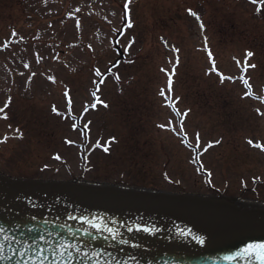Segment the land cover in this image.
<instances>
[{
  "label": "rangeland",
  "instance_id": "rangeland-1",
  "mask_svg": "<svg viewBox=\"0 0 264 264\" xmlns=\"http://www.w3.org/2000/svg\"><path fill=\"white\" fill-rule=\"evenodd\" d=\"M174 67L180 117L160 94ZM9 98L3 174L264 201V150L248 143L264 147V10L249 0H0V108Z\"/></svg>",
  "mask_w": 264,
  "mask_h": 264
},
{
  "label": "water",
  "instance_id": "water-1",
  "mask_svg": "<svg viewBox=\"0 0 264 264\" xmlns=\"http://www.w3.org/2000/svg\"><path fill=\"white\" fill-rule=\"evenodd\" d=\"M0 229V264H249L242 250L264 243V201L0 172ZM61 243L81 251L60 258Z\"/></svg>",
  "mask_w": 264,
  "mask_h": 264
},
{
  "label": "snow or ice",
  "instance_id": "snow-or-ice-1",
  "mask_svg": "<svg viewBox=\"0 0 264 264\" xmlns=\"http://www.w3.org/2000/svg\"><path fill=\"white\" fill-rule=\"evenodd\" d=\"M128 2L130 3L131 0H128ZM250 3H254V4H257V13H259L260 11L264 10V0H249ZM125 8L127 9V4L125 5ZM189 13L190 15H193L197 20H200V17L192 12L191 10H189ZM77 29H79L80 27V24H79V21H77ZM129 28L132 27L131 23L129 22L128 25H127ZM201 29H203V24L200 25ZM13 36H16L17 34L15 32L12 33ZM7 43H5L4 47H7ZM178 51V50H177ZM208 55H209V59H210V62L212 63V69L211 71L213 72H216V67H215V62L214 60L212 59V53L209 51L208 52ZM253 56V53L252 52H246L245 54V60L243 62V65L241 66V62L240 61H236L237 65L238 66H241V76L239 77L241 83L244 85V87L247 89V92L245 93L246 96H252V90H251V85L249 84V80L247 78H245V73H247L248 69L249 68H255L256 65L255 64H248V60ZM37 62H39V60H37ZM178 58H177V64H178ZM26 68L28 67L27 64L24 65ZM161 71H166L165 69H161ZM96 76L98 77H101L99 83H103V75L100 73L99 70H96ZM168 74V87H167V92H165L164 89H161V96H163L165 98V101L167 102V106L168 107H171L173 108L174 111H176L175 109V104L172 102V98H171V92H172V76L175 75V67L173 68L172 72L171 73H167ZM218 75H220V78H221V83L224 82L225 79H229V80H234L235 78H232V77H224L222 74L218 73ZM33 76L35 75V73L32 74ZM50 79L55 82L54 78H51ZM119 78L117 77V80ZM31 80V77H29V81ZM97 91H99V84L97 85ZM65 97L67 98V102H68V116H71V98L68 94L67 91H65L64 93ZM93 96L96 98V102L93 103L90 107L95 109L97 104H102L103 107L107 108L108 105L106 103H103L102 100H100L99 97L96 96V92H93ZM253 99H260V97H256V96H253L252 97ZM261 102H264V100H262ZM10 104V98L9 100L5 103L4 107L0 108V113H4L5 109L9 106ZM87 110V109H86ZM53 111L56 112V108L53 107ZM259 111V110H257ZM57 114L59 115V113L57 112ZM176 115L178 117H180L182 114L179 112V111H176ZM187 113H184L183 116H186ZM262 115H264V113H262ZM0 119H8L7 115H3V116H0ZM169 124H171V121L169 122ZM11 126L9 125V128ZM75 127V125H74ZM87 127V126H85ZM161 127H164L163 125H161ZM173 131H175V129H172ZM16 133H20V130L19 129H16L15 130ZM179 135H182L184 137V140H187V136L184 134V128H183V119L181 118L180 120V131L178 133ZM16 138L20 139L22 138V134L18 135ZM8 137L5 136L3 139H0V143H5L7 141ZM114 140H110L108 142H106L107 144H111L113 143ZM66 143H69L71 144L72 141H66ZM200 137H199V134H197L196 136V144H195V149L198 151L200 149ZM217 143H219V141H217ZM248 143L250 145H252L253 147H256V148H261V150H264V147H262L259 143H253V141L249 140ZM186 146L188 147H192L191 144H187ZM96 147H103V150L105 152H108V147L107 146H102L100 145L99 141L97 142L96 144ZM213 147V145L211 143H209L208 145L205 146V148L203 149V151H207L209 148ZM55 159H60L59 156L55 157ZM195 161L197 163H200V156L199 155H196L195 156ZM198 170H203V164L201 163L200 164V169ZM83 223H88L87 221H82ZM91 227L93 228H96L97 231H100V228L97 227V225L95 223L91 224ZM105 231H108L110 234H111V229H104ZM139 230V229H138ZM144 231H148V229H143ZM0 231H3L2 229H0ZM113 239H116V236L113 235L112 236ZM41 240H43V237H41ZM69 248H72L74 249L77 254L80 253V248L77 247L76 245L74 244H66V243H61L59 248L56 249V253L59 254V257L60 258H63L65 256V252L69 249ZM3 252H4V246L3 245H0V259H3ZM43 252L44 250L43 249H40L39 250V253L41 256H43ZM243 259H246L247 261H249V264H264V243H259V244H252V245H248L246 246L243 250ZM15 255V253H14ZM21 256L24 255L23 252L20 253ZM92 255H95V253H92V254H89L87 252L84 253V256L91 259V256ZM46 259V257H44ZM9 260L12 259V257H8ZM54 262L56 261V256H55V253H54ZM72 259V255H71V252H68V260L71 261ZM32 264H36L35 261L32 262Z\"/></svg>",
  "mask_w": 264,
  "mask_h": 264
},
{
  "label": "crops",
  "instance_id": "crops-1",
  "mask_svg": "<svg viewBox=\"0 0 264 264\" xmlns=\"http://www.w3.org/2000/svg\"><path fill=\"white\" fill-rule=\"evenodd\" d=\"M209 48V47H208ZM210 49V48H209Z\"/></svg>",
  "mask_w": 264,
  "mask_h": 264
}]
</instances>
